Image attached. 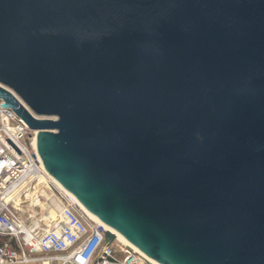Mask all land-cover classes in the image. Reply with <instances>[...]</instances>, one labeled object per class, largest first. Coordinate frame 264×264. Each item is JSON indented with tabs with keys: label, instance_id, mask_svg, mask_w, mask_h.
I'll use <instances>...</instances> for the list:
<instances>
[{
	"label": "water",
	"instance_id": "water-1",
	"mask_svg": "<svg viewBox=\"0 0 264 264\" xmlns=\"http://www.w3.org/2000/svg\"><path fill=\"white\" fill-rule=\"evenodd\" d=\"M0 83L49 172L148 257L264 264V0H0Z\"/></svg>",
	"mask_w": 264,
	"mask_h": 264
},
{
	"label": "built area",
	"instance_id": "built-area-1",
	"mask_svg": "<svg viewBox=\"0 0 264 264\" xmlns=\"http://www.w3.org/2000/svg\"><path fill=\"white\" fill-rule=\"evenodd\" d=\"M2 103L0 97V264H161L118 237L123 259L104 246L107 225L58 184L39 156L37 130ZM51 205L56 217L36 214L27 223L21 215Z\"/></svg>",
	"mask_w": 264,
	"mask_h": 264
},
{
	"label": "rangeland",
	"instance_id": "rangeland-1",
	"mask_svg": "<svg viewBox=\"0 0 264 264\" xmlns=\"http://www.w3.org/2000/svg\"><path fill=\"white\" fill-rule=\"evenodd\" d=\"M53 201H55V200H53ZM57 201V200H56ZM58 202V201H57ZM51 207H53V209L52 208H50L49 207V213H52V214H56V210H57V212H58V209L54 206V205H51ZM35 208V211L33 212V210L31 209V208H29L28 209V211H26V212H22V216H23V218H24V220L27 222V223H31L32 222V217H34V216H37L36 214H38V215H47V214H49L48 212H47V210L46 209H44V208H41V207H34ZM29 212H31L33 215L32 216H30L29 217ZM37 212V213H36ZM46 222H49V220L48 219H43L42 220V223L41 224H46ZM120 240V239H119ZM112 245H113V247H114V250H115V253H116V255H117V257L119 258V259H123L124 258V256L126 255V253L121 249V245H122V243L119 241H117V240H114L113 242H112ZM34 264H44L43 262H35ZM50 264H53L52 262L50 263Z\"/></svg>",
	"mask_w": 264,
	"mask_h": 264
},
{
	"label": "bare ground",
	"instance_id": "bare-ground-1",
	"mask_svg": "<svg viewBox=\"0 0 264 264\" xmlns=\"http://www.w3.org/2000/svg\"><path fill=\"white\" fill-rule=\"evenodd\" d=\"M55 180L58 182V184L62 187V188H64L63 187V185L55 178ZM67 192H69V193H71L70 191H68L66 188H64ZM50 198V197H49ZM52 200H55L54 202H56L57 203V205L60 207L62 204L58 201H56V199H52ZM29 208H31L32 210H33V212L35 211V208L34 207H32V206H29ZM50 208H52L53 209V207H51L50 206ZM48 211H49V207H48ZM37 213V212H36ZM49 213V212H48ZM89 213L91 214V215H95V214H93L91 211H89ZM49 216H51V217H56L57 216V210H56V214H52V213H49ZM96 218V217H95ZM98 219V218H97ZM99 220V219H98ZM108 227V226H107ZM108 228H110L112 231H114L115 233H116V235H117V237L120 239V240H122V241H124L125 243H130V244H132L129 240H127L120 232H118L117 230H115V229H113L112 227H108ZM134 247H135V249L136 250H140L138 247H136L134 244H132ZM141 251V250H140ZM142 252V251H141Z\"/></svg>",
	"mask_w": 264,
	"mask_h": 264
},
{
	"label": "trees",
	"instance_id": "trees-1",
	"mask_svg": "<svg viewBox=\"0 0 264 264\" xmlns=\"http://www.w3.org/2000/svg\"><path fill=\"white\" fill-rule=\"evenodd\" d=\"M117 264H123L122 262H118Z\"/></svg>",
	"mask_w": 264,
	"mask_h": 264
},
{
	"label": "crops",
	"instance_id": "crops-1",
	"mask_svg": "<svg viewBox=\"0 0 264 264\" xmlns=\"http://www.w3.org/2000/svg\"><path fill=\"white\" fill-rule=\"evenodd\" d=\"M28 264H34V263H28ZM53 264H55V263H53Z\"/></svg>",
	"mask_w": 264,
	"mask_h": 264
}]
</instances>
